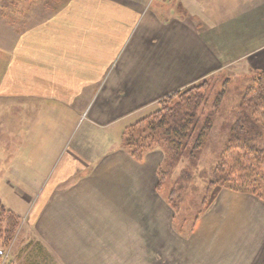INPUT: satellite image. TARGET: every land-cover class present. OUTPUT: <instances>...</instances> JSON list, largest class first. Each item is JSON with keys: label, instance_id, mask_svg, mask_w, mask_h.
Listing matches in <instances>:
<instances>
[{"label": "crops", "instance_id": "crops-1", "mask_svg": "<svg viewBox=\"0 0 264 264\" xmlns=\"http://www.w3.org/2000/svg\"><path fill=\"white\" fill-rule=\"evenodd\" d=\"M161 2L146 11L140 0H65L28 25L14 17L25 1L0 2V167L18 169L8 173L24 186L21 211L32 203L33 264H101L109 247L129 248L130 264L144 248L141 264H154V238L173 217L142 203L155 188L152 155L129 154L126 127L208 74L264 69V0ZM216 203L223 210L197 232L209 218L227 240H160L176 264H263L264 201L227 189ZM140 215L162 219L149 227Z\"/></svg>", "mask_w": 264, "mask_h": 264}, {"label": "rangeland", "instance_id": "rangeland-1", "mask_svg": "<svg viewBox=\"0 0 264 264\" xmlns=\"http://www.w3.org/2000/svg\"><path fill=\"white\" fill-rule=\"evenodd\" d=\"M8 1L14 4L19 0H0V2ZM22 1L27 3L26 8L24 10L15 9L14 11L20 12H16L14 17L19 19L20 23L23 22L22 24L28 25L33 23V20H35L38 15H43V13H45L43 11H49V7L52 8L57 6L65 0ZM140 1L146 11L147 9L151 10L153 8L159 10V4L162 3V0ZM36 6L37 8H34ZM252 77L253 71L249 72L241 66H236L217 73L208 74L201 80L197 81L200 82L208 79L211 82V87L206 92L207 101L201 109L203 114H201L202 121H200V124L202 125L204 121L209 118L210 126L209 129H207L206 140L196 164L192 163L186 156L177 159L173 150L169 146H166V144H158L155 147L153 146L152 149L145 153L144 159L141 162H144L147 156L149 157L152 155V158H150L149 161H151V167H153V187L155 188L151 189L153 194L149 193L148 199H144L142 203L148 207L152 205L154 210H158L160 213L165 210L168 211L169 215H171L166 218L169 224L173 217V230H160L157 235L158 237L154 238L155 241H158L153 250L155 258L154 264L179 263V259L172 253L173 250L170 252L169 249L166 248V245L160 240L168 242L171 247L179 245L182 240H196L200 242L203 247H214L219 240H227L226 234L222 232V226L215 228L213 227V222L212 224L210 223L209 226V218L207 219V222H205L208 227L206 228V226H203L202 232H200L201 234L197 232V227L201 219L211 215L213 209L214 211L217 209L223 210L224 205L222 204V206L221 204L216 203L217 198L207 207L211 191V189H208V182L212 178L214 169L219 162L220 154L229 139L231 127L236 119V108H238L243 93L251 83ZM187 87L165 95L152 107V109H150V111L142 115V117L140 116L141 118L137 121L156 112L161 107V101L163 99L171 96L174 92L181 91ZM218 94H221V99L219 101L217 100V97L220 96ZM85 128H87V121L85 118H82L79 120L75 131L80 135ZM0 165H2L1 162ZM8 167V170L5 166L3 168L0 167V196L9 209H17L19 211L15 212L12 210L20 217V221L16 232L7 242V245L4 244L3 240H0V247L3 248L0 264H33L25 257L26 252H30L34 249V242L33 239L28 238L30 234H28L29 232L27 233V226L25 227L24 225L28 219V211L32 208V203L24 210V212L21 211L24 203L21 199L17 198L16 193L19 194V189L24 188V186L20 184L18 182L19 180L16 178L9 181V176L11 175H9L8 172L16 175L18 169H15L16 165L15 168ZM161 170L166 172V174H164V182L159 187L158 183L160 181ZM186 173H188L189 177L185 176ZM20 179L22 180V178ZM28 187L30 188L26 192L32 194V186ZM222 190L227 189L223 188L220 192ZM148 191L150 192V189H148ZM21 196H23V193H21ZM147 219L143 217V215L142 217L140 215L138 217L139 224L141 223L144 226L148 225L149 227H155L157 226L158 221L162 218L161 216H155L152 217V221L149 218ZM163 219L165 220V218ZM219 233H223L224 237L221 238ZM146 237L147 234L144 232L143 228V233H139V241L147 240ZM145 252L144 248L143 250L139 249V264L145 262L141 259V257L145 256ZM129 257H131L129 248L109 247L101 249V264H130ZM47 260H49V262L52 261V264H59L53 256Z\"/></svg>", "mask_w": 264, "mask_h": 264}, {"label": "trees", "instance_id": "trees-1", "mask_svg": "<svg viewBox=\"0 0 264 264\" xmlns=\"http://www.w3.org/2000/svg\"><path fill=\"white\" fill-rule=\"evenodd\" d=\"M210 83L205 79L174 92L161 101L156 112L127 126L123 145L129 154L141 162L153 146L166 144L177 159L186 156L196 164L210 126L209 118L200 124ZM218 95L219 101L221 94ZM235 117L229 139L208 182L211 191L207 207L223 188L264 201V69L253 70L251 83L243 93ZM164 174L166 172L161 170L159 187L164 182ZM185 176L189 177L188 173ZM19 221L20 217L0 196V240L4 244L7 245L16 232ZM2 252L0 247V261Z\"/></svg>", "mask_w": 264, "mask_h": 264}]
</instances>
